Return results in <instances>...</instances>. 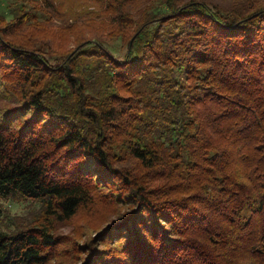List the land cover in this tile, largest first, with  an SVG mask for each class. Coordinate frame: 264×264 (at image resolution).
Returning <instances> with one entry per match:
<instances>
[{
	"label": "trees",
	"instance_id": "16d2710c",
	"mask_svg": "<svg viewBox=\"0 0 264 264\" xmlns=\"http://www.w3.org/2000/svg\"><path fill=\"white\" fill-rule=\"evenodd\" d=\"M92 1L56 63L0 36L19 97L0 117V264H47L54 223L106 193L124 208L82 264H264V5ZM118 36L121 58L105 44Z\"/></svg>",
	"mask_w": 264,
	"mask_h": 264
},
{
	"label": "rangeland",
	"instance_id": "374dc122",
	"mask_svg": "<svg viewBox=\"0 0 264 264\" xmlns=\"http://www.w3.org/2000/svg\"><path fill=\"white\" fill-rule=\"evenodd\" d=\"M79 1V6H71ZM84 1L55 0V3L59 5L57 14H55L51 13V9H48V0H0V36L18 46L29 47L42 52L45 57H49L52 63L61 61L63 55H67L68 51L74 46L73 38L82 23L85 11L94 7L92 0ZM212 1L220 6L235 4L234 6H237L243 12L250 9L251 6L264 5V0ZM67 9L71 12L70 15L67 14ZM73 10L78 12L75 17L74 13L72 14ZM248 12H251V10ZM87 32L89 30L85 31V33ZM106 39L105 44L108 49L118 58H121L127 49L125 42L120 36L116 39L108 37ZM1 82L0 79V85H2L0 86V117L7 107L19 103V97L16 95L15 89L10 88L11 90H7ZM212 106V102L208 99L197 103L195 108L200 111L203 108H212ZM23 117H16L17 119H13V123L22 122ZM124 160L121 163H125L127 168L130 167V171L136 175L140 173L141 169L146 171L135 159L126 156ZM241 161L243 160L240 158L233 164L239 174L243 173ZM102 196L105 200H95L92 204L82 207L68 221L54 223L55 232L61 234L62 240L51 252L47 264H82L83 257L87 253L90 255L89 248L91 245L100 247L97 242V244H93L95 234L99 229L105 228L106 223L110 220L116 219L117 213L124 208V204L117 201L119 200L117 199L119 197L118 193H114L112 199L107 193L102 194ZM2 203L12 214H18L28 220L39 212L38 202L7 200L2 201ZM112 244L111 242L106 245ZM248 257L246 255V260H248ZM240 260L244 261L243 258H240Z\"/></svg>",
	"mask_w": 264,
	"mask_h": 264
},
{
	"label": "water",
	"instance_id": "95a60500",
	"mask_svg": "<svg viewBox=\"0 0 264 264\" xmlns=\"http://www.w3.org/2000/svg\"><path fill=\"white\" fill-rule=\"evenodd\" d=\"M130 42H131V40H130Z\"/></svg>",
	"mask_w": 264,
	"mask_h": 264
}]
</instances>
